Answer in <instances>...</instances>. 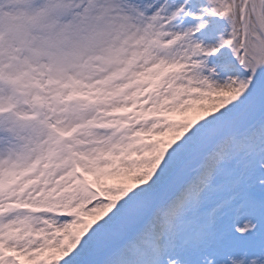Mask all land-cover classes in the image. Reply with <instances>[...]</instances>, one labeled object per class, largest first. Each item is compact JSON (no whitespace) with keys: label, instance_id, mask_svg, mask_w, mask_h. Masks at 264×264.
<instances>
[{"label":"snow or ice","instance_id":"obj_1","mask_svg":"<svg viewBox=\"0 0 264 264\" xmlns=\"http://www.w3.org/2000/svg\"><path fill=\"white\" fill-rule=\"evenodd\" d=\"M0 264H264V0H0Z\"/></svg>","mask_w":264,"mask_h":264},{"label":"rangeland","instance_id":"obj_2","mask_svg":"<svg viewBox=\"0 0 264 264\" xmlns=\"http://www.w3.org/2000/svg\"><path fill=\"white\" fill-rule=\"evenodd\" d=\"M222 25L221 21L215 20V19H209V23L207 27L202 30V35L208 36L209 34H215L220 31V26ZM211 40L205 39V43H210ZM209 66L213 64V60L209 59ZM207 74V73H205Z\"/></svg>","mask_w":264,"mask_h":264}]
</instances>
